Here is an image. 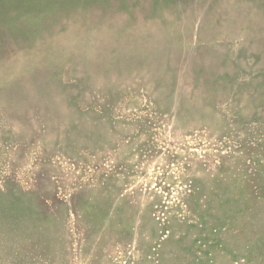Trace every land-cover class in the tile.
Wrapping results in <instances>:
<instances>
[{
	"label": "rangeland",
	"instance_id": "rangeland-1",
	"mask_svg": "<svg viewBox=\"0 0 264 264\" xmlns=\"http://www.w3.org/2000/svg\"><path fill=\"white\" fill-rule=\"evenodd\" d=\"M0 264H264V0H0Z\"/></svg>",
	"mask_w": 264,
	"mask_h": 264
}]
</instances>
